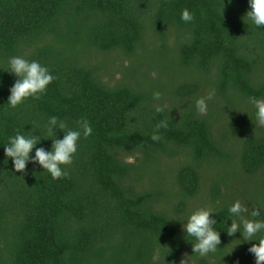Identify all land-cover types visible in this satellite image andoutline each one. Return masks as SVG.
<instances>
[{"label":"trees","instance_id":"trees-1","mask_svg":"<svg viewBox=\"0 0 264 264\" xmlns=\"http://www.w3.org/2000/svg\"><path fill=\"white\" fill-rule=\"evenodd\" d=\"M184 8L192 22L181 20ZM248 9V0H0V264H180L194 253L173 219L190 204L212 205L229 225L235 199L264 205V129L247 103L264 96V29L246 23ZM14 55L39 60L55 79L11 108ZM120 55L129 64L116 67ZM212 88L198 115L194 100ZM53 115L71 128L87 117L93 128L69 176L52 179L32 163L14 172L7 138H48ZM162 120L168 127L153 141ZM241 175L261 186L249 191ZM218 227L221 249L190 264H234L236 255L255 264L247 249L257 242Z\"/></svg>","mask_w":264,"mask_h":264},{"label":"clouds","instance_id":"clouds-1","mask_svg":"<svg viewBox=\"0 0 264 264\" xmlns=\"http://www.w3.org/2000/svg\"><path fill=\"white\" fill-rule=\"evenodd\" d=\"M249 9L244 19L251 27L264 29V0H248ZM181 20L185 23L192 22L195 19L194 13L184 8L181 11ZM7 70L16 78L9 88L7 105L16 108L23 104L28 98L39 99L47 92L48 86L55 79L49 68L39 60H29L22 55H14L8 58ZM2 86V82H0ZM161 92L154 91L152 96L154 101H160ZM216 96L214 88L209 89L205 94L198 96L194 100V106L198 115H206L209 111L210 102H213ZM247 103L254 109L253 120L255 129H264V96H249ZM156 112H162L163 106L155 105ZM249 114L248 111H243ZM250 115V114H249ZM75 128H71L57 116H50L44 125L47 137L41 138L36 135V131H17L15 135L7 138V143L3 144L4 163H8L7 158H11L14 172L26 173L29 163L39 165L44 172H47L52 179L67 178L69 176L68 166L78 152L81 138L89 137L93 128L87 117H82L77 122ZM166 121H160L156 124L155 130L151 135V140L159 141L161 138L159 129L167 128ZM57 130H62V138L57 136ZM51 139L50 148L37 146L42 139ZM34 150V154H33ZM228 218L231 219L230 225L223 229L228 236H235L240 233L241 239L238 241L251 242L247 251L254 257L255 264H264V205L250 204L249 202L235 199L227 206ZM217 214L216 209L207 203L200 205H189L187 215L179 220L181 229L185 234V239L191 242L194 255L184 254L187 259H181L180 264H190L192 257L198 255L200 258L207 257L210 253H216L221 249V232L218 227V221L213 214ZM240 244V243H238ZM237 244V245H238ZM233 250V249H232ZM232 252V251H231ZM234 264H240L239 259Z\"/></svg>","mask_w":264,"mask_h":264},{"label":"rangeland","instance_id":"rangeland-1","mask_svg":"<svg viewBox=\"0 0 264 264\" xmlns=\"http://www.w3.org/2000/svg\"><path fill=\"white\" fill-rule=\"evenodd\" d=\"M121 61H123L125 64H129V62H130V60L127 58V57H125L124 55H120L119 56V59L117 58L116 59V61H114V64H115V66H116V64H118V63H120ZM158 62H160V59L158 60ZM112 66H113V61H112ZM117 67V66H116ZM147 68V66L146 65H144L143 66V69H146ZM153 73L155 74L156 73V71H153ZM115 76H110V75H108L107 76V78L108 79H113V77H120L121 76V72H117V73H115L114 74ZM114 80V79H113ZM218 101L222 104V105H225V103H224V101L222 100V99H218ZM226 116H228V114L226 113ZM229 117V116H228ZM232 129L233 128H231V126H229V132L231 133L232 132ZM233 169H232V167H230L229 168V173H230V176L232 177V178H235L236 179V177H235V175L233 174ZM241 182L243 183L242 185H244L243 187H245V188H247L249 191H251V192H254L255 190H256V187L257 186H261V180H257V179H251V178H248V177H246V176H243V175H241ZM246 202H250V201H248V200H246ZM187 258V257H186ZM237 258L239 259V261L241 262L242 261V257L240 256V257H238V255H236L235 256V259L237 260Z\"/></svg>","mask_w":264,"mask_h":264}]
</instances>
